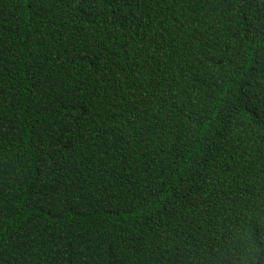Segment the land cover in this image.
Returning a JSON list of instances; mask_svg holds the SVG:
<instances>
[{
	"label": "trees",
	"instance_id": "obj_1",
	"mask_svg": "<svg viewBox=\"0 0 264 264\" xmlns=\"http://www.w3.org/2000/svg\"><path fill=\"white\" fill-rule=\"evenodd\" d=\"M0 264H264V0H0Z\"/></svg>",
	"mask_w": 264,
	"mask_h": 264
}]
</instances>
